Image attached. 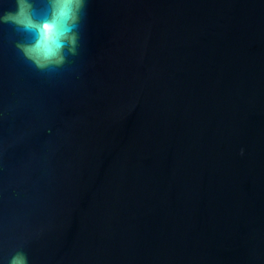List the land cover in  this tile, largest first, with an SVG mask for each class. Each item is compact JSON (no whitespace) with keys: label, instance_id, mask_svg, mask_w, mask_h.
I'll return each mask as SVG.
<instances>
[{"label":"water","instance_id":"obj_1","mask_svg":"<svg viewBox=\"0 0 264 264\" xmlns=\"http://www.w3.org/2000/svg\"><path fill=\"white\" fill-rule=\"evenodd\" d=\"M17 39L0 26L5 264H264V0H89L54 73Z\"/></svg>","mask_w":264,"mask_h":264},{"label":"clouds","instance_id":"obj_2","mask_svg":"<svg viewBox=\"0 0 264 264\" xmlns=\"http://www.w3.org/2000/svg\"><path fill=\"white\" fill-rule=\"evenodd\" d=\"M8 2L0 0V26H11L21 37L15 47L34 68L54 73L79 55L89 0H12L15 6L4 8ZM7 264H29L28 256L18 250Z\"/></svg>","mask_w":264,"mask_h":264}]
</instances>
